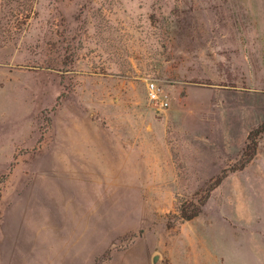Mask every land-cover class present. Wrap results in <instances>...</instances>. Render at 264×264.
<instances>
[{"label":"rangeland","instance_id":"374dc122","mask_svg":"<svg viewBox=\"0 0 264 264\" xmlns=\"http://www.w3.org/2000/svg\"><path fill=\"white\" fill-rule=\"evenodd\" d=\"M260 125L264 0H0V264H264Z\"/></svg>","mask_w":264,"mask_h":264},{"label":"trees","instance_id":"16d2710c","mask_svg":"<svg viewBox=\"0 0 264 264\" xmlns=\"http://www.w3.org/2000/svg\"><path fill=\"white\" fill-rule=\"evenodd\" d=\"M262 133H264V125H260L259 127L251 130L247 136V140L252 143V146H249V144H246L245 149L240 157V160L238 161V166L237 167H232L229 172H235L237 170H241L245 167V165L252 159V157L256 153V148H257V137H259ZM227 171H223L220 176H218L211 185H209L206 189V196L203 198L202 202L200 203L201 205L204 203V201L208 198L210 192L217 187L221 181L224 179L226 176ZM193 210L188 212L185 208L179 207V218L183 221H188L194 217H196L200 209L196 208L193 204Z\"/></svg>","mask_w":264,"mask_h":264},{"label":"built area","instance_id":"2783aa9c","mask_svg":"<svg viewBox=\"0 0 264 264\" xmlns=\"http://www.w3.org/2000/svg\"><path fill=\"white\" fill-rule=\"evenodd\" d=\"M147 98L150 102L159 104V107H166L167 102L162 101L159 97L158 89L154 83H149L147 87Z\"/></svg>","mask_w":264,"mask_h":264},{"label":"water","instance_id":"95a60500","mask_svg":"<svg viewBox=\"0 0 264 264\" xmlns=\"http://www.w3.org/2000/svg\"><path fill=\"white\" fill-rule=\"evenodd\" d=\"M156 257L153 259L155 261Z\"/></svg>","mask_w":264,"mask_h":264}]
</instances>
